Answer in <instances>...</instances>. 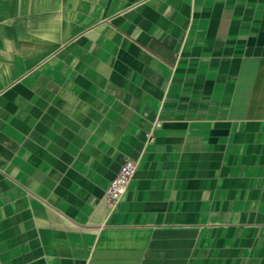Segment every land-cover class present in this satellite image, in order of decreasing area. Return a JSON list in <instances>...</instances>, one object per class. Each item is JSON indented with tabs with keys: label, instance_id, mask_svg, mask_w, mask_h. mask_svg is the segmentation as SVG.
Segmentation results:
<instances>
[{
	"label": "crops",
	"instance_id": "obj_1",
	"mask_svg": "<svg viewBox=\"0 0 264 264\" xmlns=\"http://www.w3.org/2000/svg\"><path fill=\"white\" fill-rule=\"evenodd\" d=\"M0 264H264V0H0Z\"/></svg>",
	"mask_w": 264,
	"mask_h": 264
},
{
	"label": "built area",
	"instance_id": "obj_2",
	"mask_svg": "<svg viewBox=\"0 0 264 264\" xmlns=\"http://www.w3.org/2000/svg\"><path fill=\"white\" fill-rule=\"evenodd\" d=\"M135 164L132 161H125L120 167L118 174L111 180L105 192L110 202L117 201L124 193L128 181L134 175Z\"/></svg>",
	"mask_w": 264,
	"mask_h": 264
}]
</instances>
